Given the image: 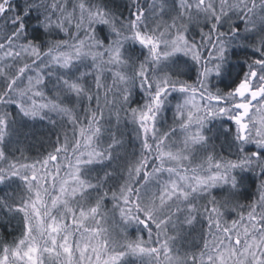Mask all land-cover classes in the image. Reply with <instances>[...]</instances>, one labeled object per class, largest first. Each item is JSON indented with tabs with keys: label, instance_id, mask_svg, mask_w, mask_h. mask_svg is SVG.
Here are the masks:
<instances>
[{
	"label": "snow or ice",
	"instance_id": "snow-or-ice-1",
	"mask_svg": "<svg viewBox=\"0 0 264 264\" xmlns=\"http://www.w3.org/2000/svg\"><path fill=\"white\" fill-rule=\"evenodd\" d=\"M0 216V264H264V0H0Z\"/></svg>",
	"mask_w": 264,
	"mask_h": 264
},
{
	"label": "trees",
	"instance_id": "trees-1",
	"mask_svg": "<svg viewBox=\"0 0 264 264\" xmlns=\"http://www.w3.org/2000/svg\"><path fill=\"white\" fill-rule=\"evenodd\" d=\"M115 4H121V0H115ZM37 134L47 133L48 129L41 124L36 125ZM18 234V225L16 220L8 222L6 218L0 216V239L11 241Z\"/></svg>",
	"mask_w": 264,
	"mask_h": 264
}]
</instances>
